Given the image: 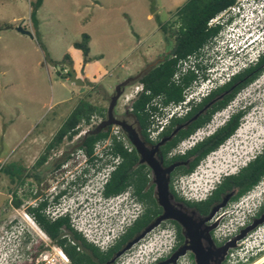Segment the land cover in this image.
Returning a JSON list of instances; mask_svg holds the SVG:
<instances>
[{"label": "rangeland", "instance_id": "rangeland-1", "mask_svg": "<svg viewBox=\"0 0 264 264\" xmlns=\"http://www.w3.org/2000/svg\"><path fill=\"white\" fill-rule=\"evenodd\" d=\"M34 2L0 0V227L12 220L24 222V215L15 204L19 199L18 183L11 180L7 169H17L22 159L26 166L32 165L81 99L108 109L116 88L131 79L115 113L120 116L131 107L135 99L132 97L142 87L138 78L173 49L174 40L166 39L159 20L164 22L168 16L174 20L176 10L186 0H44L38 10L37 31L31 22ZM232 15L237 16V22L229 29L222 26L198 58L199 63H215L212 74L219 83L227 73L244 68L264 52V0H239L212 25L224 24ZM20 28L31 31L34 37ZM233 32V50L228 51L225 37ZM84 34L91 39V61L86 63L89 65L85 64L82 51L74 46ZM67 55L70 63L65 61ZM68 63L85 85H77L65 76ZM203 86L200 82L194 84L186 92V101L198 99ZM128 96L132 100H127ZM245 106L247 113L234 136L202 161L194 173L179 179L185 197L204 196L221 175L238 172L263 149L264 74L217 113L200 135L211 134L224 124L229 113ZM101 121L97 115L90 123H83L73 140L82 138ZM263 200L264 180L221 211L226 232L245 221ZM130 213L117 212L113 204H103L87 210L82 220L91 237L106 246L122 230V221ZM96 218H100L99 224ZM172 237L169 228L156 230L122 261L151 264L155 253L169 249ZM192 262L187 257L180 264Z\"/></svg>", "mask_w": 264, "mask_h": 264}, {"label": "flooded vegetation", "instance_id": "flooded-vegetation-1", "mask_svg": "<svg viewBox=\"0 0 264 264\" xmlns=\"http://www.w3.org/2000/svg\"><path fill=\"white\" fill-rule=\"evenodd\" d=\"M174 17L175 19L170 21L168 16L164 23L174 28L176 16ZM214 65L215 63H196V74L199 81H195L194 84L204 80V76H206L207 79L215 80V88L220 86V83L212 74ZM144 74L139 77L138 81ZM173 79L177 82L181 81V79H176L175 76ZM238 85L239 83L234 84L226 92V95L230 94ZM126 87L120 88L122 94L113 109V118L116 122L132 126L139 135L147 153L156 161L158 169L145 160L139 147L131 139L130 132L122 125H113V127H119L120 138L117 141L106 139L92 142L83 139V136L78 140L64 139L57 142L51 140L44 152L32 165L26 166L24 159L20 160L21 163L17 168V183L19 187L18 206L22 215H32L44 232L46 231L42 228L41 221L52 225L58 224L57 229H54L57 239L66 242V246L76 247L78 252L82 253L85 251L81 245L80 237L93 244L100 251L99 257L96 258L99 264H118L151 233L156 230L169 228L171 235H173L172 243L167 251L155 253L154 261L151 264H164L168 260H173L185 247H187L185 254L181 255L176 263L172 261L171 264H180V261L187 257L193 261L192 264H197L196 252L189 247L191 246V237L187 229L175 219L167 218L161 220L166 212L160 198V170L165 173V177L168 180V199L171 207L175 211L192 217L197 222L201 244L205 252L210 255V264H226V259L231 250L237 247L248 234L259 227L250 231L243 239L237 240L245 229L264 216V209L262 208L264 200L255 211L249 213L245 221L237 225L232 232H229L227 237L219 239L216 234L217 229L220 226H226L222 223L224 217L221 215V211L241 199H236L239 189L234 188L223 193L221 201L228 194H233L230 195L227 205L218 211L212 220H207L213 208L221 201L214 202L207 213L202 212L198 208L197 203L203 200L185 197L179 185V179L185 177L183 172L192 169L196 160L195 156L185 158L188 155V151L212 135L218 128L203 137L200 134L197 135V132L205 129L210 123L198 130L192 135H196L193 147L186 150H184V147L188 143L184 142L192 136L176 143V140L182 136L178 135L177 130L169 135H163L174 119L184 117L189 113L190 107L185 114L173 115L170 121L164 125L158 137L152 139L150 131L160 129L161 124L167 118L166 107L170 105L164 103L162 96H157L153 99L152 104L147 107L149 121L147 139L143 134L142 123L134 114L132 106L120 113V116L115 113L119 99L124 95ZM142 90L134 98H137ZM224 96L225 94L218 95L208 108L202 109L193 118L206 117L209 108L215 102L223 100ZM202 98L194 99V103L200 102ZM112 101L108 109L105 108V117H101L102 121L100 123L109 119ZM234 112L238 113L237 108ZM234 112L229 113L225 122L236 114ZM187 127V124L181 125L178 129ZM92 143L94 144V149L92 154L88 155L85 147L87 144ZM48 147L49 155L45 157L43 154ZM263 151L264 147L255 157L262 154ZM171 167L173 168L171 169ZM114 174L116 178L111 190L113 194H107V186L113 179ZM229 175L224 176L221 181ZM218 185L219 183L215 185L207 198L213 194ZM103 204H113V208H117V212H125L126 210L131 212L130 215L124 217L122 230L106 246L102 245L99 240H97V244L90 242L80 230L86 224L82 220L83 214L90 208L94 209L98 205ZM140 219L146 221L145 225L135 226ZM218 219L220 220L218 221ZM173 221H176L180 227ZM217 221L218 225L215 228H211ZM95 222L99 224L100 218H96ZM157 222L159 224L153 230L144 237H140L147 227ZM50 238L54 241L51 236Z\"/></svg>", "mask_w": 264, "mask_h": 264}, {"label": "trees", "instance_id": "trees-1", "mask_svg": "<svg viewBox=\"0 0 264 264\" xmlns=\"http://www.w3.org/2000/svg\"><path fill=\"white\" fill-rule=\"evenodd\" d=\"M239 0H186L184 5L178 8L175 13L176 20L174 28L159 20L160 30L164 33L166 39H173V49L171 54L167 55L165 59L148 70L139 80L143 86V90L135 98L132 107L134 114L142 123L144 136L148 139L147 129L149 126L147 107L152 104V101L157 96L164 98L165 104H180L186 101V92L194 85L195 81H199L198 75L192 69L191 64L186 65V73L180 82L173 79L175 73L178 71L179 63H199L198 58L203 56L204 49L212 43L219 35L222 26L210 25L211 21L216 19L221 14L229 11L232 7L238 4ZM44 0H36L32 3L31 22L33 28L37 31L39 28L38 10L42 7ZM3 26L0 25V31ZM91 39L88 34H84L81 41L75 42V48L82 51L85 64L91 61L90 47ZM101 58V57H99ZM192 59H195L192 61ZM65 61L71 62L70 56L65 57ZM56 63V62H55ZM264 74V52L260 53L256 61L251 62L239 72L231 76L230 80L223 85L214 88L207 96L203 97L198 103L194 100L190 101L191 109L189 113L181 118H176L171 125L167 127L163 135H169L172 132H178L182 135L176 143L192 136L201 128L211 123L213 117L225 110L236 98L237 94L242 90L253 84ZM204 80L207 77L204 76ZM239 83L238 87L226 95V92L231 87ZM224 99L215 102L208 110L207 116H200L197 119L193 117L211 103L218 95H224ZM106 109L99 107L87 98L81 99L75 106L70 115L66 118L59 130L56 132L53 141H61L64 139L73 140L75 136L80 133V127L83 123H90L94 116L105 117ZM247 111H240L230 117L228 121L218 128L212 135L198 143L195 147L188 151L185 158L195 156L196 160L192 169L183 172L184 176H188L196 170V168L204 161L210 154L216 152L223 146L234 134L238 131L242 124V119ZM192 119V120H191ZM191 120V122H190ZM187 128H179L181 125H186ZM113 126L101 131L97 134H91L87 137L88 141L96 142L100 140L112 139L118 140V137L112 132ZM87 154L91 155L94 149V144L86 145ZM49 155V147L43 156ZM11 180L16 182L17 169H7ZM116 175L107 186L106 193L113 194V185ZM264 180V151L257 155L253 160L247 163L239 172L225 177L214 190L213 194L197 203L198 208L202 212H208L210 206L214 202H220L222 194L228 190L238 188L239 198L244 197L252 190H254ZM18 206V200H15ZM264 209V203L263 207ZM177 224L179 227L180 225ZM146 221L140 219L135 226L145 225ZM58 225V224H57ZM57 225H52L41 221L42 228L57 242L63 246L65 252L70 257L74 264H99L96 258L99 257L100 251L93 244L81 238V245L84 247V252H78L76 247L71 245L66 246L64 241L58 240L54 232ZM141 226V227H142ZM183 238V236L180 234Z\"/></svg>", "mask_w": 264, "mask_h": 264}, {"label": "built area", "instance_id": "built-area-1", "mask_svg": "<svg viewBox=\"0 0 264 264\" xmlns=\"http://www.w3.org/2000/svg\"><path fill=\"white\" fill-rule=\"evenodd\" d=\"M234 7H232L233 9ZM213 21V20H212ZM212 21L210 25H212ZM260 53L258 54V56ZM257 56V57H258ZM256 57V60H257ZM188 63H179L178 71L175 73L176 79H182V77L186 73V65ZM192 69L197 72L196 63H191ZM245 65L244 67H246ZM239 70H235L231 73H227L226 77H223V80H220V83H226L230 80L231 76L239 72ZM200 83H203V87L201 88V92H199V97L207 96L216 86L213 80H201ZM138 88L136 90L137 93L142 90ZM134 95L132 98H134ZM127 100H131L128 96ZM194 100V99H193ZM190 101H187L175 104L171 103L168 107H166L167 118L164 120L163 124H161L160 129H153L150 131L151 138L156 139L159 133L162 131L164 125L170 121L173 115L176 114H185L190 109ZM173 107V108H171ZM115 130L114 135L120 138L119 127L114 126ZM201 130L197 132V135L200 134ZM195 136H192L184 143H188L184 150L190 149L193 147L195 143ZM253 155L252 158H254ZM251 158V159H252ZM250 159V160H251ZM249 160V161H250ZM247 165V163H246ZM235 173V172H234ZM231 173L225 172L221 175L220 179L217 181L221 182V179L229 175ZM217 183V184H218ZM215 187V186H214ZM214 187L208 191L204 196H194L189 197L191 199L196 200H204L207 198L210 191L214 189ZM264 226V225H263ZM84 234L87 240L90 242H94L97 244V240L91 237V235L86 231L85 228L80 229ZM39 233H42L40 235ZM217 237L219 239L227 237L228 233L224 229V226H220L216 231ZM264 256V228L261 229L259 226L257 229L248 234L241 243L233 248L229 253L226 264H254L260 258ZM0 264H74L70 257L65 252L63 246L55 243L50 236L44 232L34 217L30 214L24 215V222L18 221L14 222L12 220L9 225L0 227ZM118 264H124V261L119 262Z\"/></svg>", "mask_w": 264, "mask_h": 264}, {"label": "water", "instance_id": "water-1", "mask_svg": "<svg viewBox=\"0 0 264 264\" xmlns=\"http://www.w3.org/2000/svg\"><path fill=\"white\" fill-rule=\"evenodd\" d=\"M20 30L23 33H27V34L31 35L32 37H34V35L31 31H27V30H24L22 28H20ZM66 66L68 67V72L65 74V76L77 85H82V86L85 85V81H83V79H81L78 76V73L73 68V66L69 63ZM130 82H131V79H128V80L122 82L117 87V95H115L113 97V101H112V104L110 107L109 119L106 121H103L102 123L97 125L95 128L86 131L83 135V139H87V137L91 134L100 133L101 131L105 130L108 126L122 125L126 130H128L130 132L131 139H133L134 142L136 143V145L139 147V149H140L141 153L143 154L145 160L151 166L158 169L156 161L153 159V157L150 154L147 153V151L145 150V148L142 144V141H141L139 135L132 128V126L125 124V123L116 122L113 118V109H114L115 105L117 104L118 98L122 94V91L120 90V88L123 86L126 87ZM209 106H210V103L205 108H208ZM172 168L173 167H171V169ZM159 174H160V178H159L160 198H161V201L165 207V212H166L164 217H162L161 220L167 219V218H172V219H175L178 222H180L187 229L188 234L191 237V246H189V247L194 249L196 252L197 264H210V255L207 252H205V250L201 244L200 235L198 233L197 222L195 220H193L192 217H190V216H188L182 212L175 211L171 207L169 199H168V192H169L168 191V189H169L168 180L166 179L164 172L159 170ZM231 194H233V193L228 194L226 197H224V199L216 207L213 208L210 216L207 217V220H212L215 217L216 213L218 211H220L221 209H223L227 205ZM219 220L220 219H218V221ZM218 221L216 223H214L211 228H215L218 225ZM158 224H159V222L154 223V224L150 225L149 227H147L140 237H144L145 235H147V233H149L151 230H153ZM262 224H264V216L262 218L258 219L257 221H255V223H253L250 227L245 229L243 231V233L237 238V240L243 239L250 231L254 230L255 228H257L258 226H260ZM186 250H187V247H185L180 253H178L173 260L172 259L168 260L164 264H171L172 261H174L176 263L178 258L181 255L185 254ZM257 264H264V259L261 260L260 262H258Z\"/></svg>", "mask_w": 264, "mask_h": 264}, {"label": "clouds", "instance_id": "clouds-1", "mask_svg": "<svg viewBox=\"0 0 264 264\" xmlns=\"http://www.w3.org/2000/svg\"><path fill=\"white\" fill-rule=\"evenodd\" d=\"M237 22V16H230L227 20H226V22L223 24H221V26H223L224 28H230L232 25H234L235 23ZM220 25V24H219ZM231 34V35H230ZM230 34H228V36H229V38L226 36L225 38H226V41H225V48H226V50H228V51H231V50H233L232 49V47H233V37L232 36H234V35H236V32H233V33H230ZM246 106L245 107H238L237 108V110H238V112H239V110H243V111H246ZM234 112V111H233ZM237 112V111H236ZM236 112H234V113H236Z\"/></svg>", "mask_w": 264, "mask_h": 264}, {"label": "bare ground", "instance_id": "bare-ground-1", "mask_svg": "<svg viewBox=\"0 0 264 264\" xmlns=\"http://www.w3.org/2000/svg\"><path fill=\"white\" fill-rule=\"evenodd\" d=\"M243 132V131H242ZM245 132V131H244ZM247 134V133H246ZM241 136V135H240ZM239 138H241V137H239ZM227 169V168H226ZM228 172V171H227ZM264 259V256L262 257V258H260L258 261H256L254 264H257L258 262H260L261 260H263Z\"/></svg>", "mask_w": 264, "mask_h": 264}, {"label": "crops", "instance_id": "crops-1", "mask_svg": "<svg viewBox=\"0 0 264 264\" xmlns=\"http://www.w3.org/2000/svg\"><path fill=\"white\" fill-rule=\"evenodd\" d=\"M86 65H89V64H86Z\"/></svg>", "mask_w": 264, "mask_h": 264}]
</instances>
